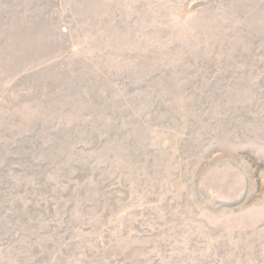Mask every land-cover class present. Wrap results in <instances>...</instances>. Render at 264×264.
I'll use <instances>...</instances> for the list:
<instances>
[{"label":"rangeland","instance_id":"1","mask_svg":"<svg viewBox=\"0 0 264 264\" xmlns=\"http://www.w3.org/2000/svg\"><path fill=\"white\" fill-rule=\"evenodd\" d=\"M0 264H264V0H0Z\"/></svg>","mask_w":264,"mask_h":264}]
</instances>
